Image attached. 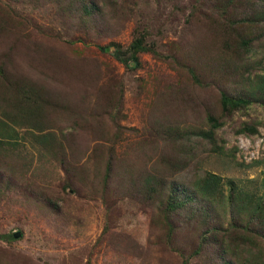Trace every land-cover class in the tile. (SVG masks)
Wrapping results in <instances>:
<instances>
[{
  "label": "rangeland",
  "instance_id": "1",
  "mask_svg": "<svg viewBox=\"0 0 264 264\" xmlns=\"http://www.w3.org/2000/svg\"><path fill=\"white\" fill-rule=\"evenodd\" d=\"M43 6L0 0V9L12 10L13 25L18 26H7L0 34V71L49 94L55 108L49 107L50 126L43 133L67 136L73 146L70 154L76 149L83 155L87 174L69 187L64 175L51 168L50 174L28 172L20 180L23 171L16 166L18 175H10L11 187L0 195V264H182L159 243L156 204L145 201L138 190L145 175L159 169L160 156L170 154V144L162 141L168 127L203 129L208 112L219 114L218 91L193 86L184 70L166 57H176L178 51L193 54L201 46L206 57L217 55L219 41L205 33L208 23L198 14L205 1L129 0L124 20L109 19L111 36L89 38L51 2L45 0ZM135 29L159 55L142 53L138 68L135 63L126 68L114 58L110 43L128 47ZM261 53L256 47L251 59ZM21 97L18 86L6 93L2 107L9 118L17 114ZM9 118L2 122L4 128L11 127ZM242 122H260L259 133L236 134ZM27 132L22 127L18 135ZM216 137L225 142V154H214L205 142L195 140V160L186 176H193L196 164L246 191L257 189L264 181V109L254 105L246 115L235 113ZM28 149L27 159L33 162L36 152ZM233 150L234 159L229 156ZM30 176L38 187H49L47 199L58 215L33 202ZM131 176L132 195H124ZM104 183L108 188L101 195ZM16 233L17 239L4 238ZM177 236L181 241L184 231ZM199 263L193 259L191 264Z\"/></svg>",
  "mask_w": 264,
  "mask_h": 264
},
{
  "label": "trees",
  "instance_id": "2",
  "mask_svg": "<svg viewBox=\"0 0 264 264\" xmlns=\"http://www.w3.org/2000/svg\"><path fill=\"white\" fill-rule=\"evenodd\" d=\"M13 1L21 3L23 0ZM25 1L35 8H42L45 0ZM47 1L58 11L65 12L77 31L86 38L104 34L111 36L109 19L117 20L120 17L119 20H124L123 9L129 2ZM204 1L206 8L199 9L198 14L202 17L201 22L208 23L205 33L217 37L219 41L216 46L217 55L213 58L206 57L202 53L204 47L201 46L193 54L183 53L182 56L178 51L176 57H166L184 70L193 86L215 88L218 91L219 114L208 112L204 123L206 128L203 129L168 127L166 138H162V141L164 145L170 144V154L159 155V169L143 176L138 192L145 197V201L156 204L158 217L155 224L162 230V235L157 239L178 256L182 264H191L193 259L199 260V264H264V181L254 191H246L233 180L225 181L222 176L196 164L193 176H186L187 168L193 166L195 160L196 154L192 149L195 140L205 142L214 154H225V142L216 137L217 130L224 127L225 119L235 113L246 115L254 105L264 109V0ZM12 13L10 9H0V34L8 29L7 26L18 27L13 25ZM135 31L126 48L119 43H110L114 47V58L126 68L131 63H135V68H138L139 55L142 53L159 55L145 41L146 35L136 34L138 30ZM256 47L259 53H263L258 58L251 59ZM100 50L106 52L107 49L100 47ZM17 79L18 77H8L5 71H0V195H5L10 189V175H18L17 165H21L23 171L19 176L20 180L26 179L25 174L28 172L30 175L50 174L51 168L50 172L64 175L67 186H76L86 179V164L80 161V156L83 155L76 149V156L74 152L70 154L73 146L67 136L60 135L57 138L52 133H43L50 126L49 107L54 110L55 105L43 88L37 89L32 83ZM5 85V90H2ZM16 86L20 87L22 97L19 110L15 116L10 117L13 118L11 120L3 111L2 105L6 93L15 90ZM26 94L33 99H26ZM108 98L113 99L111 94ZM117 103L118 99L115 105ZM8 118V125L11 127L4 128ZM260 124L242 122L236 134L257 135ZM22 127L29 131L26 135H18ZM28 148H33L36 152V160L33 162L27 159ZM234 152L229 153L232 159L235 157ZM19 161L21 163L17 164ZM111 168V160H108V180L112 174ZM183 172L185 173L181 174ZM33 178L35 177L30 176L27 181L28 190L35 191L36 200L33 202L38 208L58 215L56 205L47 199L49 187H38ZM131 178L132 176L128 180L129 186ZM107 183H104L101 195L108 188ZM132 191L131 185L124 195L131 196ZM180 231H184L181 241L177 236ZM4 238L12 241L14 234H8Z\"/></svg>",
  "mask_w": 264,
  "mask_h": 264
},
{
  "label": "water",
  "instance_id": "3",
  "mask_svg": "<svg viewBox=\"0 0 264 264\" xmlns=\"http://www.w3.org/2000/svg\"><path fill=\"white\" fill-rule=\"evenodd\" d=\"M108 50V49H107ZM20 236V233L14 234V238L17 239Z\"/></svg>",
  "mask_w": 264,
  "mask_h": 264
}]
</instances>
